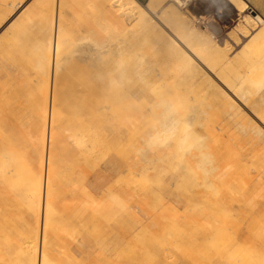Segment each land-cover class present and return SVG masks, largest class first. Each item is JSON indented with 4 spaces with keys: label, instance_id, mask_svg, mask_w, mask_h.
Returning a JSON list of instances; mask_svg holds the SVG:
<instances>
[{
    "label": "bare ground",
    "instance_id": "bare-ground-1",
    "mask_svg": "<svg viewBox=\"0 0 264 264\" xmlns=\"http://www.w3.org/2000/svg\"><path fill=\"white\" fill-rule=\"evenodd\" d=\"M163 1L149 0L144 6L138 0H72L73 12L66 9V0H38L36 20L31 21L35 34L36 57L12 58L11 42H5V89L6 84L14 90L33 89L38 94L37 108L40 112L35 121H29L19 114L13 104L6 112L8 123L1 132L3 135L1 134L0 140V264H61L58 254L70 250L67 264H130L124 252L130 240L143 228L151 229L149 231L153 239H149V242L163 244L169 234L174 240L177 252L170 249L167 255L160 256L154 264H264V201L253 202L248 194L251 190L246 186L240 190L231 188L234 184L233 181L230 182L231 175L228 174V163L225 160L232 156L220 157L209 143L203 144V136L198 135L191 115L186 119L189 123H181V114L177 109L175 112L172 104H167V110L163 113V128H158L156 134L160 135L165 130L168 133L167 130H170L178 139L177 150L182 153L178 156L186 162L185 168L192 171L200 181L198 185L182 188L181 191L184 192H171L174 200L179 201L175 198L179 197L180 202L183 201L184 210L180 212L175 203L171 204L169 210L173 219L165 223L163 209L168 208L165 204V192H162L164 197L159 202L164 203L160 205L161 211L156 215L146 212V216H142L144 208L133 206L130 200L135 189L132 191L128 182L122 183L117 189L118 181L110 178L103 184L95 185L92 190L106 192L100 199L86 191L88 197L77 209L78 213H82L81 217H75L77 226L89 221L90 217L89 222L93 224L87 223L86 229L96 231L99 239L101 236L107 237L112 248L115 246L110 249L108 256L107 252L95 251L97 237L94 235L67 234L62 237L55 230L56 221L68 214L71 216L77 213L75 208L79 205L76 199L66 203V191H61L58 187V176L67 157V129L58 121L59 114L64 109L60 94L63 95L68 90H80L83 95H90L87 105L105 103V109L119 103L116 107L121 110L123 117L119 118L120 113L114 112V119L125 122L126 126L125 129L116 128L118 139L110 138L103 132L98 139L91 141L89 147L88 140H81L78 147H81L80 152L84 156H71V163L76 171L83 174L82 161L90 165L99 164V154L109 147L120 154L122 160H111L108 164L112 167L111 170L101 173L97 178L109 175L115 177L121 173L131 174L138 164L130 161L129 148L132 141L128 137L137 125L128 121L130 116L139 113L141 108L144 109L146 96L142 94L143 88L132 82L131 74L124 81L119 79L115 85L116 74L126 71L144 75L152 70L140 69L144 66L146 53L134 49L146 40L152 39L155 45L166 40L179 53L173 39L174 37L179 40L175 33L191 40L195 36L191 19L181 10L193 0H172L162 15L157 16V10ZM226 2L238 12L248 9L245 0ZM22 3L23 0H13L8 5L17 10L22 7ZM69 4L71 5V0ZM14 14L13 12L12 15ZM15 18L16 16L12 22L17 20ZM99 20L105 22V27L90 26ZM129 21H132V26H129ZM244 25L251 29L249 32L262 27L264 30V19L259 14L251 15L245 19ZM77 26L85 28L83 32L87 35L82 37L81 42L73 41L72 33L66 32L67 27ZM165 32L170 33L174 41L166 37ZM112 33L121 36L118 43H114ZM106 40L104 44L103 41ZM207 42L204 40L203 46ZM253 42L256 43L255 50H259V57L249 70L256 68L264 72V35L256 36ZM199 48L200 46L195 53L189 51L190 55L200 56ZM129 49L134 50L126 64L117 63L115 57ZM190 55L183 54V58L194 65ZM23 61L34 63L33 73L25 76V83L19 78L23 77L20 72L14 71ZM202 64L208 68L207 64ZM21 72L27 73V69ZM33 76L37 81L36 88H32L30 77ZM224 86L228 88L227 85ZM115 87H120L121 93L117 90L107 92ZM260 89L261 87L242 90L243 93L239 91L235 96L253 103L254 97H259ZM9 92L4 98L6 104L12 101L11 91ZM103 92L107 97H98ZM122 96H126L129 101L123 103ZM119 99L122 100L119 102ZM254 103L252 108L264 115V100ZM251 112L257 118L256 112ZM125 115L127 117L124 118ZM254 127L257 130L255 125ZM144 130L143 124L138 132L144 134ZM154 138L156 136L151 134L150 139ZM195 144L197 154L195 151H188ZM207 149H211L213 154H203ZM185 152L188 155H183ZM220 154L223 155V152ZM168 155L159 153L156 159H150L148 163L162 161ZM260 174L252 177V181L258 182ZM172 177L176 183L182 180L173 175ZM88 179L87 176L81 177L80 182L84 184ZM242 184L248 185L249 182ZM140 191L146 195L149 193L146 188H140ZM69 192L73 191L70 189ZM145 194L141 196H146ZM147 203L146 201L145 204ZM102 216L109 221L100 231L99 221ZM172 245L170 242L169 246Z\"/></svg>",
    "mask_w": 264,
    "mask_h": 264
},
{
    "label": "rangeland",
    "instance_id": "rangeland-1",
    "mask_svg": "<svg viewBox=\"0 0 264 264\" xmlns=\"http://www.w3.org/2000/svg\"><path fill=\"white\" fill-rule=\"evenodd\" d=\"M11 1L13 0H0V140L3 135L1 132L4 131L8 123L6 112L12 104L17 107L16 111L29 121H35L40 112L37 108L38 94L33 89L18 88L14 90L10 85L6 84V89L4 86L7 70L3 64V48L6 41L11 42L10 54L12 58L36 57L35 34L31 21L36 20V13L39 10L38 0H23L22 7L17 10L8 5ZM251 1V4L247 2L248 9L245 12H238L226 0H193L183 6L181 10L192 21L195 39L193 37L191 40L175 33L179 40L173 37L174 41L170 37V33L167 34L168 31L165 30L167 31V33L165 32L166 37L177 44L175 45L178 47L179 53L175 52L166 40L160 41L158 45H155L152 39L146 40L134 48L146 53L144 66H141L140 69L152 68V70H148L144 75L126 71L123 74H116L118 77L116 76L115 85L119 79L124 81L131 74L132 82L142 87L144 91L142 94L146 96L144 109L141 108L143 111L130 116L128 121L137 125L128 137L132 141L129 148L130 161L138 164L131 174L121 173L116 174L115 177L109 175V177L97 178L101 173L111 170L112 167L108 166L111 160L119 162L122 160V156L109 147L99 154V164L90 165L88 162L82 161L83 174H79L78 170L76 171L71 163V156H84L80 152L81 147H78L81 140H88L87 145L89 147L91 141L98 139L103 132L110 138L118 139L116 128L125 129L126 126L125 122L114 119V112L120 113L119 118L123 117L121 110L116 107L119 103L105 109V103L97 106L87 105L90 95H83L80 90H68L63 95L60 94L64 109L60 112L58 121L62 127L67 129L65 133L67 157L58 176V187L61 191H66V203L76 199L79 203L75 208L77 210L84 204L88 192L100 199L106 192L99 190L94 192L92 190H94L95 185L103 184L107 179L112 178L118 181L117 189L124 182L129 183L132 191L135 189L130 200L133 206L144 208L145 212L140 211L142 216H146V212L152 215L160 212L162 209L160 205L164 202L159 201L164 196L168 208V210L163 209L165 216L163 221L165 223L173 219H171L170 213L171 204L175 203L179 211L182 212L185 204L183 201L180 202L179 197H175L179 201L174 200L171 192L179 193L182 188L192 184L198 185L200 181L192 171L185 168L186 162L178 156L179 154L182 155L177 150L179 143L176 140L178 141V139L170 133V130H167L168 133L165 130L160 135L156 134L158 128H163V113L167 110V104L169 106L172 104L175 112L177 109V112L181 114L179 115L181 123H186V119L191 115L192 124L197 128L198 135L203 136V144L209 143L220 157L232 156L226 160L224 158L225 163H228V174L231 175L229 177L230 182L233 181L234 184V187L231 188L240 190L246 186L251 190L248 194L253 202L264 201V115L252 108L254 102L264 100V72L256 68L249 70L250 66L253 67L252 63L256 61L255 59L259 57V50L258 48L255 50L256 43L253 40L260 34L264 35V30L262 27L249 32L251 29L244 25L245 19L254 15L252 10L264 19V0ZM171 3L172 0H164L156 15H162L164 9ZM27 5L30 7L28 8ZM69 5V0H66V9L74 12L72 0L71 5ZM143 5L146 6L147 3H143ZM13 12L14 15H12ZM14 16L17 20L12 22ZM104 24V21L99 20L96 23H91L90 26L99 28L105 27ZM130 25L132 26V21H129ZM83 30L85 28L79 26L77 28L67 27L66 32L72 33L73 41L81 42L82 37L87 36ZM112 34L114 43H118L121 36ZM204 40L208 41L205 46H203ZM103 42L106 44L107 40ZM199 46L198 52L201 55L197 57L190 55L189 51L195 53ZM133 50L120 52L115 57L117 63L126 64V60ZM186 53L191 56L194 65L184 60L183 54ZM202 63L207 64L208 68ZM33 68L34 63L23 61L17 68L18 70L15 68L14 71L20 72L23 77L19 78L25 83V76L28 73L32 75ZM23 69H27V73L21 72ZM33 77H30L31 82H33L32 88H36L35 83L37 81ZM224 85H227L229 89ZM259 87H261L260 95L257 98L254 97L253 103H248L239 96L240 101L235 96L237 93L239 94V91L259 89ZM116 90L121 93L120 87L111 88L107 92L111 93V91ZM9 91H11L12 101L6 104L4 98L10 93ZM102 96L107 97L105 92L98 95V97ZM131 96L133 97V95ZM121 98L124 100L123 103L129 101L126 96ZM122 99H119V102ZM251 111L256 112L254 113L257 118ZM125 117L127 116L125 115ZM143 124L145 135L138 132ZM220 129H223V132H220ZM151 134L156 138L151 140ZM208 136L216 138L211 139ZM190 150L195 151V154L198 153L196 144L193 148L188 149V151ZM220 152H223V155ZM159 153H168L169 155L166 156V159L164 158L165 160L163 159L164 161L156 160L148 163L150 159H156V155ZM203 154H213V151L207 149ZM183 155H188V153L185 152ZM74 171H76L75 174ZM258 171H261L259 172L261 173L259 181L253 182L252 177L259 175ZM171 174L182 179L181 182L176 183ZM86 176L89 179L82 184L80 178ZM95 178L96 181L93 182ZM245 181L249 184L243 185L242 183ZM140 188L148 189L149 193L146 195L140 191ZM70 189L73 192L68 193ZM162 192H165L164 196H162ZM142 194L150 198H144L146 196H141ZM146 201L147 204H145ZM81 214L77 210V213L71 214V216L68 214L56 221L55 230L58 235L62 237L67 234L68 236L94 235L97 237L95 251L107 252L108 256L111 253L112 244L109 243L107 237L101 236L99 239L96 231L86 229L87 223L93 224V222H89L90 217L89 221L86 220L77 226L75 217H81ZM110 215L112 217V214ZM108 221V218L100 217V231L101 227ZM149 230L151 229H140L135 237L130 240L127 250L124 252V256L130 264H154L160 256L167 255L170 249L172 252H177L172 235H167L163 244H159L157 241L152 243L148 241L153 239ZM170 242L173 244L172 246H169ZM114 247L113 245L112 249ZM69 252L58 254L61 259L59 263H68ZM123 258L125 259V257Z\"/></svg>",
    "mask_w": 264,
    "mask_h": 264
},
{
    "label": "crops",
    "instance_id": "crops-1",
    "mask_svg": "<svg viewBox=\"0 0 264 264\" xmlns=\"http://www.w3.org/2000/svg\"><path fill=\"white\" fill-rule=\"evenodd\" d=\"M33 1V0H32ZM139 2H141V3H148L149 2V0H138ZM246 2H248L249 4H251L252 3V1L251 0H245ZM263 1V0H262ZM29 4V3H28ZM27 6H29V5H27Z\"/></svg>",
    "mask_w": 264,
    "mask_h": 264
},
{
    "label": "water",
    "instance_id": "water-1",
    "mask_svg": "<svg viewBox=\"0 0 264 264\" xmlns=\"http://www.w3.org/2000/svg\"><path fill=\"white\" fill-rule=\"evenodd\" d=\"M140 3H141V2H140ZM141 4L143 5V3H141ZM252 13H253L254 15H257V13H256L255 11H253V10H252Z\"/></svg>",
    "mask_w": 264,
    "mask_h": 264
}]
</instances>
